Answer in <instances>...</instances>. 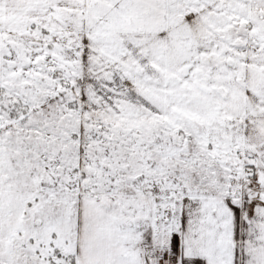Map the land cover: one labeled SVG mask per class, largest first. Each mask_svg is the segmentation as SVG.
<instances>
[{
	"label": "snow or ice",
	"instance_id": "1",
	"mask_svg": "<svg viewBox=\"0 0 264 264\" xmlns=\"http://www.w3.org/2000/svg\"><path fill=\"white\" fill-rule=\"evenodd\" d=\"M0 264H264V0H0Z\"/></svg>",
	"mask_w": 264,
	"mask_h": 264
}]
</instances>
